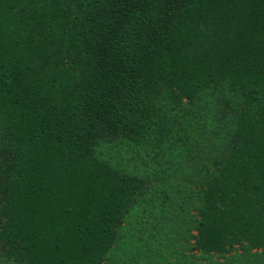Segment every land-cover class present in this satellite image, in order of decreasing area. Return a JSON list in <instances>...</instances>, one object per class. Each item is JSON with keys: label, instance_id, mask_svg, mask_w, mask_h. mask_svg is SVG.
<instances>
[{"label": "trees", "instance_id": "1", "mask_svg": "<svg viewBox=\"0 0 264 264\" xmlns=\"http://www.w3.org/2000/svg\"><path fill=\"white\" fill-rule=\"evenodd\" d=\"M222 92L193 235L218 254L264 248V0H0V263L99 264L143 186L99 146L188 153L185 116Z\"/></svg>", "mask_w": 264, "mask_h": 264}, {"label": "rangeland", "instance_id": "2", "mask_svg": "<svg viewBox=\"0 0 264 264\" xmlns=\"http://www.w3.org/2000/svg\"><path fill=\"white\" fill-rule=\"evenodd\" d=\"M236 101L225 92L218 96L204 95L197 101L193 110L196 114L185 116L190 122L184 133L192 140L188 153L176 150L175 144L168 145L171 140L168 136L156 140L158 134L141 135L137 141L123 139L114 146H99L100 157L105 161L143 181L140 193L123 213L116 238L99 264H264L263 247L250 248L241 243L218 254L193 246L201 189L197 179L210 169L209 157L225 146L226 135L235 126ZM158 105L160 108L155 109L159 118L164 112L171 115L176 112L170 103L164 111L163 100L155 104ZM175 127H170V133Z\"/></svg>", "mask_w": 264, "mask_h": 264}]
</instances>
